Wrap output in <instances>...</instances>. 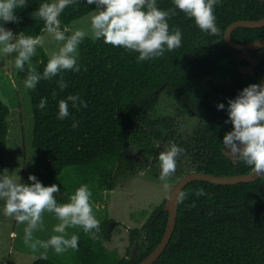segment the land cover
Instances as JSON below:
<instances>
[{
    "label": "trees",
    "instance_id": "16d2710c",
    "mask_svg": "<svg viewBox=\"0 0 264 264\" xmlns=\"http://www.w3.org/2000/svg\"><path fill=\"white\" fill-rule=\"evenodd\" d=\"M43 2L48 0L27 2L26 7L16 10L18 23H5L15 35H41L44 21L31 14ZM157 4L165 10L175 7L173 0H157ZM95 9L96 5H89L87 0L66 7L59 17L61 29ZM214 14L220 35L201 32L194 18L176 9L168 22L171 29L181 30L182 46L152 61L138 63L137 52L86 36L79 46L80 71L61 73L67 88L60 90L58 75L42 79L35 89H29L34 117L32 144L37 152L33 175L45 186L59 181L58 185H67L70 191L88 184L91 201L105 204L100 214L96 213L102 218L101 239L79 236L78 250L68 256L50 255L47 260L38 257L32 264H137L155 249L168 221V210L163 209L167 196L154 205L142 225L129 229L126 254L105 245L111 234L109 225L113 230V223H117L106 205L116 186V172L137 169L139 162L128 148L132 140L148 138L152 131L156 138L171 140L183 148L180 158L191 155L200 171L225 175L251 170L224 154L222 142L233 128L230 121L225 122L229 99L264 77V46L251 50L253 55L262 56L255 74L242 73L239 64L246 60L241 50L227 42L225 31L237 19L263 17L264 0H220ZM231 36L238 42L263 38L264 25L238 26ZM39 51L42 74L50 55L43 46ZM161 92L172 95L185 111L192 113L188 104L200 113L201 122L188 139L180 136L177 126L169 124L164 133L157 125L159 118L150 119ZM69 94H79L87 107L70 105V115L58 119L59 101ZM44 98L46 107L41 110L38 105ZM219 103L225 108L218 109ZM10 112L9 105L0 99V174L5 170ZM74 122H78L75 128ZM143 149L159 161L162 150L150 144H144ZM199 188L211 198L196 196ZM183 191L189 195L179 204L173 236L152 264H264V178L228 184L195 179Z\"/></svg>",
    "mask_w": 264,
    "mask_h": 264
},
{
    "label": "clouds",
    "instance_id": "9594fccd",
    "mask_svg": "<svg viewBox=\"0 0 264 264\" xmlns=\"http://www.w3.org/2000/svg\"><path fill=\"white\" fill-rule=\"evenodd\" d=\"M80 3V0H48L40 4L31 15L34 19L44 21L42 32L46 31L55 41L61 42L58 51L50 54L43 73L31 67V60L36 55L38 46L42 47L44 38L41 35H15L4 23H18L20 17L17 9L26 7L27 0H0V53L7 56L17 53L15 67L23 70L27 63V76L24 86L35 89L39 81L50 80L60 76L58 87L61 91L67 88L61 73L67 70L80 71L79 46L86 36L93 41L103 38L104 43L123 47L125 50L137 52L138 63L152 61L163 57L166 51H174L182 46V32L177 27L170 28L169 19L181 10L187 17L194 18L201 32L220 35L214 10L220 0H173L174 8L162 9L157 0H87L96 9L91 16L90 31L77 29L70 31L67 26L61 29L59 17L66 7ZM86 70V69H85ZM56 93L53 92L55 97ZM71 108L79 109L87 104L79 94H69L59 101L58 119H66ZM38 107H46V98L41 99ZM224 109V103L217 105ZM228 120L233 128L223 137V150L235 162H243L259 178H264V85L253 83L241 90L234 99H229ZM73 128L78 122L73 123ZM185 150L176 143L166 147L159 153L161 167L160 181L164 189L169 187V178L175 174L180 155ZM0 174V201H3L5 217H14L18 224H26L24 228V244L33 252L40 249V258L47 260L49 249L56 254H63L69 249L78 250L79 235H69L67 229L82 228L85 235L96 241L102 238L101 219L91 201L92 190L88 184H82L68 198V202L60 203L54 197L59 194L57 184L45 186L35 175L30 174L31 184L21 181L15 175ZM188 193L179 190L175 195V203L181 204L188 198ZM196 196H209L203 188L195 190ZM172 199V196H171ZM195 205H190L194 207ZM54 213L59 223L52 231L55 233L47 240L35 239L33 233L44 228L43 213ZM15 237L16 233H12Z\"/></svg>",
    "mask_w": 264,
    "mask_h": 264
},
{
    "label": "rangeland",
    "instance_id": "374dc122",
    "mask_svg": "<svg viewBox=\"0 0 264 264\" xmlns=\"http://www.w3.org/2000/svg\"><path fill=\"white\" fill-rule=\"evenodd\" d=\"M36 0H27L32 4ZM94 11L82 16L67 25L70 31L85 29L90 31L91 16ZM44 38L43 47L49 55L58 51L61 42H57L46 31L41 33ZM90 36V35H89ZM80 53V51H79ZM17 53L3 55L0 53V99H3L10 107L11 112L8 117L9 131L7 136V145L5 151V174L21 177V181L31 184L28 179L33 174V168L37 156L36 149L32 144L34 117L31 104L29 88L24 86V80L27 76V63L23 70L15 67V58ZM40 51L39 46L36 49V55L31 60V67L39 73ZM164 118L177 125V130L183 139H187L194 128L200 124L201 118L194 113L185 111L176 101L163 94L160 101L150 114V119ZM174 120H170V119ZM155 130V129H154ZM150 133L148 138L140 137L132 140L128 150L131 155L139 162L137 169L131 172L119 170L115 175L116 186L111 189L109 204H106L110 211V216L117 223H113L115 228L110 227V238L105 241L109 249L118 248L121 254H126L129 246V229L131 227L142 225L150 215L155 204H159L164 196H168L174 184L179 177L187 172L195 170L198 163L194 161L189 154L182 156L178 161V167L174 175L169 178V187L164 189L160 181V161L155 156L143 149L144 144H150L164 151L169 147L171 141H163ZM63 183H69L60 179ZM56 181L55 184H59ZM60 193H54V197L60 203L68 202V198L75 191H70L67 185H58ZM97 206L94 211L97 214L102 211L105 204L101 201L94 204ZM107 208V209H108ZM98 216V215H97ZM44 228L33 233L35 239L47 240L53 233V227L59 223L54 213H43ZM26 224H18L14 217H5L3 214V201H0V264H32L35 259L40 257V253L33 252L23 242L24 228ZM15 230L17 236L13 237L11 231ZM69 235L75 233L85 237L82 228L67 229ZM72 250L69 249L63 254H56L54 250L49 249L47 256L55 255L56 258L68 256Z\"/></svg>",
    "mask_w": 264,
    "mask_h": 264
},
{
    "label": "water",
    "instance_id": "95a60500",
    "mask_svg": "<svg viewBox=\"0 0 264 264\" xmlns=\"http://www.w3.org/2000/svg\"><path fill=\"white\" fill-rule=\"evenodd\" d=\"M264 25V16L259 19H237L231 22L225 31V39L227 42L236 49L242 51V56L246 60L245 64H239V69L242 73L245 74H255V68L259 64L261 55H253L251 50L258 49L264 46V37L259 38L253 41L248 42H238L234 40L231 36L232 31L234 28L238 26H251V27H258ZM4 27L11 29L8 23H4ZM257 84L264 85V77L256 82ZM223 153L225 154L224 150ZM228 156V155H227ZM231 158V157H230ZM232 159V158H231ZM258 178L255 174H252V170L246 173L240 174H225V175H217L205 171H192L184 174L179 178V180L174 184L173 188L171 189L167 199L165 201V205L163 209L168 210V221L162 236L161 241L152 250L143 260H141L137 264H152L156 261L160 255L166 249L168 243L170 242L173 232L176 227L177 223V216H178V208L179 204L175 203V195L178 193L179 190H183L184 187L192 180L195 179H202L208 180L215 183H237V182H245L250 181ZM172 196V199H171ZM110 231V227H109ZM137 247V243H135L131 249V257Z\"/></svg>",
    "mask_w": 264,
    "mask_h": 264
},
{
    "label": "flooded vegetation",
    "instance_id": "af4514ba",
    "mask_svg": "<svg viewBox=\"0 0 264 264\" xmlns=\"http://www.w3.org/2000/svg\"><path fill=\"white\" fill-rule=\"evenodd\" d=\"M163 94H166L168 97H171V98H173V96L172 95H170V94H167L166 92H161L160 93V95H159V99H158V102L160 101V99H161V97H162V95ZM174 100H175V98H173ZM176 101V100H175ZM157 105V104H156ZM187 105V107L191 110V112H193L194 113V110L193 109H191V107L190 106H188V104H186ZM196 114H198V116L201 118V115H200V113L198 112V111H196ZM170 120H174V119H170ZM169 124H172L173 126H177L176 124H173V123H171L170 121H168V120H166V119H164V118H160L159 119V123L157 124L158 125V127H161V130H164V133L167 131V126L169 125ZM199 125V124H198ZM197 125V126H198ZM196 126V127H197ZM195 127V128H196ZM195 128H194V130H195ZM194 130H193V132H194ZM163 134V133H162ZM189 138V137H188ZM187 138V139H188ZM171 141V140H170ZM173 143V141H171V143L169 144V146L171 145ZM198 169L196 168L195 170H192V171H197ZM192 171H190V172H192ZM198 171H200V170H198ZM188 173V172H187ZM186 174V173H185ZM184 175V174H183ZM183 175H181V176H183ZM180 176V177H181ZM179 177V178H180ZM179 180V179H178Z\"/></svg>",
    "mask_w": 264,
    "mask_h": 264
},
{
    "label": "crops",
    "instance_id": "0c3cea01",
    "mask_svg": "<svg viewBox=\"0 0 264 264\" xmlns=\"http://www.w3.org/2000/svg\"><path fill=\"white\" fill-rule=\"evenodd\" d=\"M12 233H16V234H17V232H16L15 230H12V231H11V234H12ZM16 236H17V235H16Z\"/></svg>",
    "mask_w": 264,
    "mask_h": 264
}]
</instances>
